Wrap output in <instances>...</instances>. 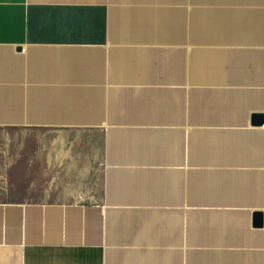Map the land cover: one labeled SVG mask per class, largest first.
Instances as JSON below:
<instances>
[{
  "label": "crops",
  "instance_id": "obj_1",
  "mask_svg": "<svg viewBox=\"0 0 264 264\" xmlns=\"http://www.w3.org/2000/svg\"><path fill=\"white\" fill-rule=\"evenodd\" d=\"M13 127L84 131L102 191L0 200V264H264V0H0Z\"/></svg>",
  "mask_w": 264,
  "mask_h": 264
},
{
  "label": "rangeland",
  "instance_id": "obj_2",
  "mask_svg": "<svg viewBox=\"0 0 264 264\" xmlns=\"http://www.w3.org/2000/svg\"><path fill=\"white\" fill-rule=\"evenodd\" d=\"M96 148L79 129L0 128V200L97 199L102 167Z\"/></svg>",
  "mask_w": 264,
  "mask_h": 264
}]
</instances>
